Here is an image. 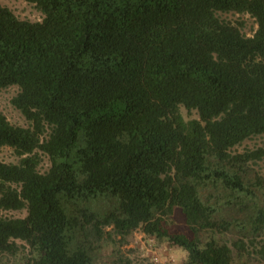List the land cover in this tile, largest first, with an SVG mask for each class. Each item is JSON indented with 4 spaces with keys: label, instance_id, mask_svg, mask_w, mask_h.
Listing matches in <instances>:
<instances>
[{
    "label": "trees",
    "instance_id": "obj_1",
    "mask_svg": "<svg viewBox=\"0 0 264 264\" xmlns=\"http://www.w3.org/2000/svg\"><path fill=\"white\" fill-rule=\"evenodd\" d=\"M25 1L40 21L0 4V88L18 87L29 123L0 111V147L19 157L0 161V210H26L0 214V252L20 240L27 264H92L110 226L183 248L185 264H249L264 236L250 163L264 146L231 149L264 134V0ZM175 208L184 229L165 222Z\"/></svg>",
    "mask_w": 264,
    "mask_h": 264
},
{
    "label": "rangeland",
    "instance_id": "obj_2",
    "mask_svg": "<svg viewBox=\"0 0 264 264\" xmlns=\"http://www.w3.org/2000/svg\"><path fill=\"white\" fill-rule=\"evenodd\" d=\"M0 4L8 7L18 18L31 21H40L42 13L33 3L25 0H0ZM219 16L226 20L234 21L242 32L251 36L257 28V23L250 14L238 12L219 13ZM18 92L16 85L0 88V111L7 120L15 125L28 126L29 123L22 113L11 104V98ZM185 119L197 118L196 111L187 112L183 107L180 108ZM264 146V134L251 136L240 144L234 146L233 152H243ZM39 165L38 170L43 172L48 167L47 156L38 150ZM19 157L9 146L0 147V161L5 163H16ZM253 173L259 178L264 179V160H257L250 163ZM0 214L7 217H23L25 209L20 210H0ZM167 225L172 228L184 229L183 217L179 208H175L170 217L165 218ZM99 249L96 252L92 264H117L118 261L129 262V264H185L186 252L183 248L167 242L165 239H157L146 235L141 228L121 236L115 234L112 228L105 227ZM230 243V237L224 236L221 239ZM264 236L257 238L256 246L248 248L246 261L249 264H264L260 259L257 248H260ZM20 247L14 254L0 252V264H27L31 257L28 245L20 240H16Z\"/></svg>",
    "mask_w": 264,
    "mask_h": 264
}]
</instances>
